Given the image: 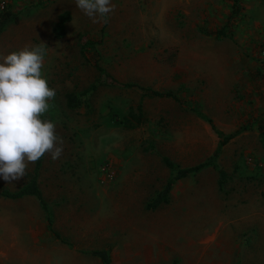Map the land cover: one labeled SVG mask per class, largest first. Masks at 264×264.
Instances as JSON below:
<instances>
[{
	"label": "rangeland",
	"instance_id": "rangeland-1",
	"mask_svg": "<svg viewBox=\"0 0 264 264\" xmlns=\"http://www.w3.org/2000/svg\"><path fill=\"white\" fill-rule=\"evenodd\" d=\"M8 4L19 20L0 34V53L45 44L42 72L56 95L42 119L55 124L63 152L46 153L40 175L59 236L36 197L0 194V264H102V249L112 264H264V0H112L106 22L75 0H0ZM65 11L72 19L57 37ZM227 23L230 37L217 38ZM83 37L99 44L83 52ZM97 64L122 82L176 91L184 103L101 86L70 108L67 94L94 83ZM140 104L146 120L126 128L121 120ZM217 130L232 137L215 164L148 209L171 175L163 158L207 162ZM34 168L12 184L0 178V190H16Z\"/></svg>",
	"mask_w": 264,
	"mask_h": 264
},
{
	"label": "clouds",
	"instance_id": "clouds-1",
	"mask_svg": "<svg viewBox=\"0 0 264 264\" xmlns=\"http://www.w3.org/2000/svg\"><path fill=\"white\" fill-rule=\"evenodd\" d=\"M75 4L93 22H106L114 9L112 0H75ZM43 45L0 53V178L9 184L26 176L28 163L46 153L55 160L63 152L55 124L42 119L56 95L42 72Z\"/></svg>",
	"mask_w": 264,
	"mask_h": 264
},
{
	"label": "trees",
	"instance_id": "trees-1",
	"mask_svg": "<svg viewBox=\"0 0 264 264\" xmlns=\"http://www.w3.org/2000/svg\"><path fill=\"white\" fill-rule=\"evenodd\" d=\"M240 5L234 6V13L238 14ZM72 19V15L69 11H65L59 15L58 22L54 28L55 35L57 37H62L66 33L67 23ZM18 16L14 13L11 5H6L5 7H0V34L3 33L8 25L13 22H18ZM230 23L225 24L220 30L217 31L218 37L229 36L227 32L228 25ZM82 42V49L83 52H86L91 46H96L99 44V41L85 39L84 37L81 39ZM97 68L99 70V77L98 79L92 83L87 89L83 90L79 94L69 93L67 94V105L72 108L76 109L83 103L84 100L88 99V97L96 92L101 86H119V87H139L142 89L143 97H167L173 98L181 103L182 101L178 92L173 90L168 91H161L155 90L151 87L140 86L135 82H122L118 80L114 75L109 73L104 67L97 64ZM138 111L136 112L134 109H131L128 114L124 115V118L121 120L122 124L129 129L136 128L142 124L143 121L146 120L144 117L143 107L140 104L138 106ZM111 113V111H110ZM111 118L116 119L115 112L111 113ZM209 122L213 123L211 119H208ZM214 125V124H213ZM260 132H261V139L264 144V123H260L259 125ZM221 140L219 141V145L215 151V153L209 158L207 162L199 163L189 167H181L177 163L173 162L169 157H164L163 160L167 167L171 170V175L169 180L167 181L165 187L162 190L157 191L155 195H153L147 202L146 207L150 210L157 209L162 207L170 202L171 193L174 185L181 179L186 177L195 175L199 173L205 165L208 164H215L217 158L221 154L223 146L230 140L232 135H226L223 132L217 130ZM45 155L41 157L39 160L35 162L34 172L31 174L29 180L21 185L16 190H11L8 188H2L0 190V194L9 199H22L24 197L33 196L36 197L43 211L46 214V220L48 222L49 232L51 235L58 237V233L55 231L54 228V215L49 206L48 201L46 200L44 193L40 187V175L44 164ZM220 174V184L224 185L227 180V174L224 169L218 171ZM95 254L101 258L102 264H112L111 257L109 255V251L102 249L96 251Z\"/></svg>",
	"mask_w": 264,
	"mask_h": 264
},
{
	"label": "crops",
	"instance_id": "crops-1",
	"mask_svg": "<svg viewBox=\"0 0 264 264\" xmlns=\"http://www.w3.org/2000/svg\"><path fill=\"white\" fill-rule=\"evenodd\" d=\"M233 11H234V7H233ZM223 26H224V25H223ZM223 26H222V27H223ZM222 27L216 29V30L214 31V32H215L214 35H215L217 38L230 37V34H231V33L228 31V29H227V32L229 33V36H228V35H227V36H223V37H218V36H217V31L220 30ZM228 28H229V27H228ZM263 47H264V46H263ZM261 54H262V53H261ZM261 57H262V59L264 60V56L262 55ZM1 196H2V195H1ZM8 199H9V198H8Z\"/></svg>",
	"mask_w": 264,
	"mask_h": 264
},
{
	"label": "built area",
	"instance_id": "built-area-1",
	"mask_svg": "<svg viewBox=\"0 0 264 264\" xmlns=\"http://www.w3.org/2000/svg\"><path fill=\"white\" fill-rule=\"evenodd\" d=\"M261 53H262V55L264 56V47H263ZM250 160H251V158H250Z\"/></svg>",
	"mask_w": 264,
	"mask_h": 264
}]
</instances>
